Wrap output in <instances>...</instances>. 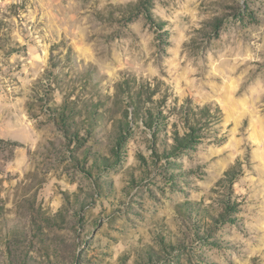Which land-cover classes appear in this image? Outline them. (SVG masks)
Here are the masks:
<instances>
[{
  "label": "rangeland",
  "instance_id": "obj_1",
  "mask_svg": "<svg viewBox=\"0 0 264 264\" xmlns=\"http://www.w3.org/2000/svg\"><path fill=\"white\" fill-rule=\"evenodd\" d=\"M120 81L157 91L142 98L168 123L157 154L142 118L116 154ZM186 100L221 120L164 156ZM65 101L81 140L56 121ZM0 251V264H264V0H0Z\"/></svg>",
  "mask_w": 264,
  "mask_h": 264
},
{
  "label": "trees",
  "instance_id": "obj_2",
  "mask_svg": "<svg viewBox=\"0 0 264 264\" xmlns=\"http://www.w3.org/2000/svg\"><path fill=\"white\" fill-rule=\"evenodd\" d=\"M117 88L119 92L126 91L128 89V98L127 102L129 107L125 110V123L120 127V134L117 140L116 146V154H119L122 144L124 142V138L132 134V121H137L138 118H142L143 123L146 128L151 132L152 138L150 139L152 148L154 150V154L158 152V144H159V136L164 132L166 135L168 123L165 122V117L163 115V111H155V107H147V105L143 106V96L146 95V101H150L152 95L155 94L156 90H151L149 85L142 84L139 92L136 95L130 92L129 84L127 81H120L117 84ZM73 102V101H71ZM190 102L186 100L180 106V113L182 122H184V131L181 132L177 123H173L172 128V139L173 142L169 144V151H167L168 147L165 146L166 152L163 153L164 156L169 154L177 155L183 150H187L195 146L196 144L202 141V138L205 136L204 130L209 126V118L210 116H215L218 122L221 120V109L216 108L215 111H212V107L210 105H205L203 107L196 106L193 111L192 106H190ZM74 103V102H73ZM147 104V102H145ZM77 109L71 104L69 101H65L62 103L60 107L56 109V121L62 126V130L66 137L75 140H81L80 128H75L73 131V127L77 123ZM145 110V115L141 116ZM132 115L133 117H130ZM94 116V114H93ZM78 125V124H77ZM168 145V143H167ZM167 147V148H166ZM168 157V156H167ZM233 172V171H232ZM232 172H228V174H232ZM232 211H235L237 207V202H231ZM1 252V251H0ZM23 264V263H22ZM27 264V263H24Z\"/></svg>",
  "mask_w": 264,
  "mask_h": 264
}]
</instances>
